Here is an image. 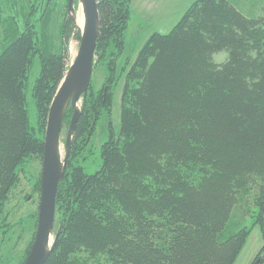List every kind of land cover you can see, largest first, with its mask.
Wrapping results in <instances>:
<instances>
[{"label":"trees","instance_id":"obj_1","mask_svg":"<svg viewBox=\"0 0 264 264\" xmlns=\"http://www.w3.org/2000/svg\"><path fill=\"white\" fill-rule=\"evenodd\" d=\"M98 2L104 57L109 46L122 48L132 0ZM8 21L4 33L16 37L0 50V201L18 165L44 150L29 131L24 90L38 33ZM74 27L68 20L64 36ZM220 51L227 58L217 62ZM111 54L106 66L116 71ZM41 58L33 96L45 126L68 66L61 54ZM123 75L116 131L111 97ZM109 81L82 102L45 264H233L251 231L246 219L264 227V5L250 18L230 0H194ZM103 112L109 136L100 168L87 173L73 158Z\"/></svg>","mask_w":264,"mask_h":264},{"label":"rangeland","instance_id":"obj_2","mask_svg":"<svg viewBox=\"0 0 264 264\" xmlns=\"http://www.w3.org/2000/svg\"><path fill=\"white\" fill-rule=\"evenodd\" d=\"M193 1L132 0L131 17L122 48L109 46L104 57V53L102 55L101 51L96 53L95 50L88 93L98 94L105 85L112 86L113 82L109 81L110 74L113 73L114 78H118L127 61H130V65L134 62L139 49L149 36L155 32L169 33ZM230 1L239 6L238 8H241L247 17L256 18L263 14L264 0ZM74 7L75 20L73 21L68 14V0H0L2 10L0 50L16 37L15 33L6 34L8 30L4 33L5 26L11 18H13V22L15 21L19 32L32 26L38 33V43L37 41L35 43L37 47L31 53L26 67L24 90L29 131L38 139H43V142L46 136L50 106L44 126L42 116L36 109L33 87L41 69L43 52H48L51 55L61 54L66 58L65 63L68 67L73 62L81 40L80 25L76 22L77 14L80 9L82 10L78 0L75 1ZM70 19L75 27L71 32L65 34L67 35L65 37L63 25ZM41 25L42 34H40ZM111 52H113V58L117 57L116 71L106 66L112 55ZM226 58L227 51H220L214 55L217 62H222ZM123 85L124 75L115 89L114 97L113 95L111 97V120L116 131H119L121 124ZM107 89H104V93L110 92ZM108 124L109 117L106 112H103L93 134L86 138L79 152L74 155L73 162L76 165H81L87 173H94L100 168L101 147L109 136ZM68 127V125H64L61 133L62 156L65 153ZM43 155L44 150L43 153L32 155L18 165L9 191L0 201V264H23L30 252L38 224ZM255 218L249 216L246 219V225L251 227V231L233 264H253L264 246V227L260 224L253 225ZM56 234L55 229L51 236V243ZM260 256L263 259L259 264H264V253ZM104 261L105 257H100L94 264H104Z\"/></svg>","mask_w":264,"mask_h":264},{"label":"water","instance_id":"obj_3","mask_svg":"<svg viewBox=\"0 0 264 264\" xmlns=\"http://www.w3.org/2000/svg\"><path fill=\"white\" fill-rule=\"evenodd\" d=\"M76 0H68V14L75 20ZM84 14L81 31V43L61 80L49 110L46 136L44 141L43 169L41 178V196L38 224L33 244L23 264H45L57 240L49 243L51 233L55 231L56 200L59 183L64 179L67 160L81 115V105L87 97L91 83L95 50L100 34V12L98 0H78ZM74 112L67 129L65 153L60 151V136L63 130L64 116L68 107ZM260 258L253 264H259Z\"/></svg>","mask_w":264,"mask_h":264},{"label":"bare ground","instance_id":"obj_4","mask_svg":"<svg viewBox=\"0 0 264 264\" xmlns=\"http://www.w3.org/2000/svg\"><path fill=\"white\" fill-rule=\"evenodd\" d=\"M81 6V4H80ZM82 8V6H81ZM76 22L80 25V29L82 31V27H83V24H84V14H83V10L80 9L79 13L77 14V17H76ZM80 43H81V40H80ZM53 102V101H52ZM52 105V104H51ZM82 106V105H81ZM51 107V106H50ZM81 112H82V108H81ZM66 113V112H65ZM73 115V114H72ZM65 117V116H64ZM72 118V117H71ZM71 121V120H70ZM64 122V121H63ZM73 143V142H72ZM72 147V145H71ZM60 151H61V154H62V150H61V136H60ZM68 162V160H67ZM67 169V167H66ZM51 236H52V233L50 235V240H49V243H51Z\"/></svg>","mask_w":264,"mask_h":264},{"label":"crops","instance_id":"obj_5","mask_svg":"<svg viewBox=\"0 0 264 264\" xmlns=\"http://www.w3.org/2000/svg\"><path fill=\"white\" fill-rule=\"evenodd\" d=\"M239 7V6H238ZM240 10H241V8H239ZM241 11H243V10H241Z\"/></svg>","mask_w":264,"mask_h":264}]
</instances>
